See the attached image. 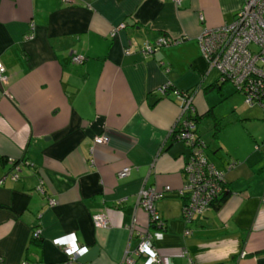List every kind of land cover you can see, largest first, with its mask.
<instances>
[{"label":"crops","instance_id":"obj_1","mask_svg":"<svg viewBox=\"0 0 264 264\" xmlns=\"http://www.w3.org/2000/svg\"><path fill=\"white\" fill-rule=\"evenodd\" d=\"M244 1L0 0V60L8 74L0 79L5 264H67L56 239L69 233L86 246L74 264H120L146 229L162 258L154 264H264V148H255L264 118L244 115L246 137L233 128L236 119L221 130L211 154H219L231 194L187 222L180 192L191 148L173 134L182 99L172 87L161 90L197 86L198 114L215 104L210 95L218 89L209 86L219 73L198 36L233 20ZM163 36L176 41L142 52ZM75 52L86 56L82 63L71 59ZM221 89L223 97L233 93ZM102 134L107 140L96 142ZM9 156L23 160L17 179ZM125 166L131 171L121 177ZM42 178L45 192L37 188ZM166 185L155 203L160 227L138 194ZM98 211L109 214V227L94 223ZM35 228L40 236L32 240ZM134 257L142 264L146 256Z\"/></svg>","mask_w":264,"mask_h":264},{"label":"built area","instance_id":"obj_2","mask_svg":"<svg viewBox=\"0 0 264 264\" xmlns=\"http://www.w3.org/2000/svg\"><path fill=\"white\" fill-rule=\"evenodd\" d=\"M175 1L181 3L182 0ZM200 18L204 19V14H201ZM124 25L121 23L119 27ZM198 40L209 67L218 70L219 81L231 82L244 93L246 102L250 104L258 102L264 107V0H245L233 20L214 27H203ZM175 41L176 39L163 36L155 43L147 42L141 50L147 54ZM85 57L84 54L75 52L72 53L71 59L82 63ZM0 79L4 82L8 81V74L2 60H0ZM168 86V83L164 84L161 88L162 92H165ZM196 91L197 89H173V92L182 99V112L173 128L174 133H172L191 148V155L183 168L184 185L180 192L186 195L182 211L187 222L203 214L216 202L224 190L223 180L225 178L224 170L219 169L207 158L204 139L198 134V123L191 117V114L193 115L196 111ZM105 140H107L105 134L96 137V142ZM256 148H259V145ZM7 161L13 165L12 176L17 178L23 160L9 156ZM236 163L237 160L231 162L229 167ZM130 171L131 167L125 166L118 174L124 177ZM43 184L44 179L42 178L37 188L45 192ZM170 188V185L164 188L144 186L138 194V204L150 213L152 220L160 227L164 226V220L157 212L155 203ZM49 199L52 204L56 202L51 197ZM93 220L97 226L109 227L111 225L110 216L106 211L95 212ZM129 227L133 232L136 225L130 224ZM40 231V228H35L34 234L40 236ZM190 231L186 229L185 233H190ZM139 233L141 239L136 249L132 251L128 248L120 264H133L135 253L146 256L142 264L161 262V255L153 241V232L146 229ZM56 241L67 254V264H74L77 257L86 251V246L78 242L74 233L61 236ZM0 264H5L2 256H0ZM39 264L46 263L39 262Z\"/></svg>","mask_w":264,"mask_h":264},{"label":"rangeland","instance_id":"obj_3","mask_svg":"<svg viewBox=\"0 0 264 264\" xmlns=\"http://www.w3.org/2000/svg\"><path fill=\"white\" fill-rule=\"evenodd\" d=\"M225 92L232 93V94H225V96H221L217 90H213V94L211 93L210 99L215 104L214 111L215 115L221 120L222 123H225L227 120H235L233 123V128H236L237 134H240L242 137H246L247 134V120L248 119H239L241 116L242 118L246 117L245 114L254 113V115L259 116V118H264V107L259 103L250 104L245 101L244 95L239 91H234L235 87L231 82H226L224 84ZM236 106L237 114L234 112V107ZM238 115V116H237ZM238 117V118H237ZM215 131V116L214 114L204 115L200 121L198 122V132L204 136V138L208 142L214 141V134ZM264 132V131H263ZM235 133V134H236ZM224 134V133H223ZM234 134V135H235ZM226 136V135H225ZM232 137V134H230ZM234 137V136H233ZM232 137V138H233ZM262 140V139H261ZM245 141V139H244ZM262 142V141H260ZM212 147H214V142L212 143ZM219 154H215L217 159Z\"/></svg>","mask_w":264,"mask_h":264},{"label":"trees","instance_id":"obj_4","mask_svg":"<svg viewBox=\"0 0 264 264\" xmlns=\"http://www.w3.org/2000/svg\"><path fill=\"white\" fill-rule=\"evenodd\" d=\"M226 82H229V81H223V82H216V83H214V84H212L211 86H209V88H217L218 89V91H220V93H221V95H223V92H222V89L221 88H223V84H225ZM170 87H172V90L174 89V88H176V87H174V86H172V85H169L168 87H167V89L168 88H170ZM235 87V86H234ZM198 87L197 86H194V87H191V88H189V90H196ZM235 91H239V92H241L243 95H244V93L241 91V90H239L238 88H236L235 87ZM166 92V91H165ZM164 92V93H165ZM244 98H245V95H244ZM256 103H258V102H256ZM260 104V103H259ZM252 105V104H251ZM214 107L215 106H210L209 107V109L204 113V114H198L197 113V109H196V111L194 112V114L192 115L191 114V117H193L196 121H197V123L200 121V119L204 116V115H209V114H214V116H215V131H214V134H213V137H214V141H212V142H208V141H206L203 137H202V135L198 132V134H199V136L202 138V139H204V147H205V151H206V154H207V158L210 160V161H212V162H214L215 164H216V166L219 168V169H222V170H224L220 165H218V162H217V160L214 158V156H212V150H214V149H216V148H219L220 147V145H219V134H220V132H221V130L226 126V125H228L230 122H232V120L230 119V120H227L225 123H222L221 122V120L215 115V111H214ZM240 119H244V118H242V117H240ZM262 142H256L255 143V148H256V146L257 145H259V148H264V137H263V139L261 140ZM214 142V147H212V143ZM257 149V148H256ZM216 151V150H215ZM214 153V152H213ZM236 160V159H235ZM232 161V160H231ZM231 161L228 163V166H229V164L231 163ZM239 160H237V162H238ZM225 173V172H224ZM223 185H224V190L220 193V196L218 197V199L216 200V202H214L213 203V205L212 206H219V205H221L223 202H225L227 199H228V197L230 196V194H231V189H230V186H229V184H228V182H227V179L226 178H224V180H223ZM181 197H182V200H183V206H184V203H185V199H186V195H184V194H181ZM211 206V207H212ZM210 207V208H211ZM208 210V209H207ZM206 212V211H205ZM204 214V213H203ZM199 215H201V214H199ZM199 215H197V216H199ZM182 216L184 217V215L182 214ZM36 239H38V236H36L35 234H34V230H33V232H32V240H36Z\"/></svg>","mask_w":264,"mask_h":264},{"label":"water","instance_id":"obj_5","mask_svg":"<svg viewBox=\"0 0 264 264\" xmlns=\"http://www.w3.org/2000/svg\"><path fill=\"white\" fill-rule=\"evenodd\" d=\"M218 82H220L219 79H218ZM20 170H21V164H20V168H19V170H18V171H19V176H20ZM19 176H18L17 178H19ZM17 178H16V179H17Z\"/></svg>","mask_w":264,"mask_h":264}]
</instances>
